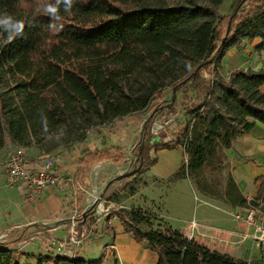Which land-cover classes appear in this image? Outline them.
Returning <instances> with one entry per match:
<instances>
[{
    "label": "trees",
    "instance_id": "obj_1",
    "mask_svg": "<svg viewBox=\"0 0 264 264\" xmlns=\"http://www.w3.org/2000/svg\"><path fill=\"white\" fill-rule=\"evenodd\" d=\"M223 1L76 0L72 14L64 16L63 31L55 34L47 27L48 17L35 14L40 0H0V13L37 25L26 27L24 37L13 43L0 45V151L8 143L26 147L59 130H81L78 139L85 141L87 129L143 113L158 96L171 98L176 88L171 106L147 120L146 133L133 151L136 167L142 164L138 172L156 163L151 150L180 145L188 173L204 194L232 207L264 211V176L256 179L260 189L250 200L229 173L223 189L203 177L208 167L224 163L227 168L222 153L256 123L264 124V65L221 73L230 50L254 42L264 50V0H233L226 21L215 8ZM177 108L184 117L178 138L164 143L152 136L159 114L171 117ZM83 156L92 162L124 158L106 150ZM128 189L134 193L136 186ZM118 196L109 200L116 202ZM118 216L133 238L157 256L155 264H262L210 250L142 208L123 209ZM20 256L24 262L37 257V264H92L78 257L42 258L0 242V264H28Z\"/></svg>",
    "mask_w": 264,
    "mask_h": 264
},
{
    "label": "crops",
    "instance_id": "obj_2",
    "mask_svg": "<svg viewBox=\"0 0 264 264\" xmlns=\"http://www.w3.org/2000/svg\"><path fill=\"white\" fill-rule=\"evenodd\" d=\"M263 52L264 50L261 51V53ZM256 68L258 66L253 69ZM262 91H264V86ZM123 127L119 130L118 142L120 143L118 144L111 143L108 146H103V144L100 146L94 145L93 148L79 144L69 149L66 153L55 156V171L60 178L59 186L44 190L35 202L27 201L23 185L15 186L19 191L23 220H19V216H17L16 221L12 224L3 225L0 222V236L8 234L6 240L2 242L8 243L12 249L19 251L20 242L23 239L32 237V242L21 252L39 255L42 258L44 256L59 255L58 245L64 240L68 241L69 235L67 239L62 240L57 237L58 233L66 234L67 230L69 233V225L72 220L77 222L76 232L81 241L99 239L100 236L96 224L100 220H104L107 228L103 233L111 235L110 237L112 238L109 250L114 256L119 257V259L116 258V264L125 262L124 257L131 261L132 264H155L157 256L148 248L145 242L135 240L131 233L123 229L121 222H110L111 220L108 217L104 218V216L96 215L94 209V214L89 212L91 206L88 192L91 189L96 188L97 197L101 200L110 201L109 199L113 194L119 193L117 192L118 190L122 189L120 191L121 194L124 192L123 189H126L125 181H129L134 175H130L133 172L132 170L137 169L135 155L130 154V152L124 155V158L119 163H114L111 160L92 162L89 158L83 156L86 151H103L110 148H120L122 150L124 147L126 149L135 147L134 143L137 136L128 137V133ZM10 145V143L7 144V146ZM134 150L135 148L132 149V151ZM121 152L123 153L124 149ZM223 154L226 157L227 173L232 175L240 191L248 200L255 198L260 189L259 184H256L255 181L257 178L264 176V124L256 123L249 132L238 137L231 148L225 150ZM44 157L47 156L31 159L35 160L37 167H41ZM98 165L104 166L105 169L115 166L114 170L108 173L113 176L105 183L104 179L96 182L91 177V173ZM177 171V167L171 168L164 175H160L158 178L155 177L153 183L173 181ZM140 175L142 176L143 174ZM148 184L149 182L144 179L136 186L134 193L128 194L127 192V195L123 198L125 203L136 196L141 185L147 186ZM204 197L215 202L197 204L191 216L188 204L182 201L178 205L179 210L184 212L185 216L178 219L177 225H171L164 221L166 220L165 216L161 214V208L156 205L155 209L150 208L152 210L135 205H126L124 207L125 209L142 208L155 214L165 224L179 231L186 238L192 239L210 250L228 254L248 262L261 261V250L250 237L253 228L245 221H238L234 218L235 213L240 211L244 213L246 208L232 207L221 199L209 194H204ZM31 203L35 204L32 205ZM255 210L259 213L258 215L263 216L262 221L264 223V211ZM169 212V209H167L168 214ZM40 213L43 215H40ZM18 227L21 229L18 230ZM66 249L72 250L73 246L68 244ZM77 257L84 260L78 253ZM19 258L23 262L26 260L23 256ZM31 258L37 259V257Z\"/></svg>",
    "mask_w": 264,
    "mask_h": 264
},
{
    "label": "rangeland",
    "instance_id": "obj_3",
    "mask_svg": "<svg viewBox=\"0 0 264 264\" xmlns=\"http://www.w3.org/2000/svg\"><path fill=\"white\" fill-rule=\"evenodd\" d=\"M201 2L204 4H211L209 0H201ZM215 8L219 15L226 21L234 9L233 0H224L219 7L216 6ZM222 26V28L225 30L224 25ZM257 44L258 42L247 43L241 48L230 50L224 59L221 73L224 76H228L229 73L236 68L245 69L246 67L248 68V66H251L250 68L257 66L258 68L262 67L264 65V52L261 53L259 50H257ZM170 100L171 98L169 95L158 96L150 108L143 113L116 120L112 123H108L103 126L101 125L98 128H89L85 131L88 135L85 141H80L78 139V133H80L81 130L70 134L59 130L57 132L49 133L40 137L39 140L33 141L26 147L19 148L14 145L4 147L0 151V222L3 225L12 224L16 221L17 216H19V220H23V210L22 204L20 203L21 201L19 198V191L17 187L11 186L8 183L5 176L6 161L8 154L11 151L21 149L30 158H37L40 156L55 158V156L66 153L69 149L79 144L89 148H93L94 145L100 146L103 144V146H108L111 143L118 144L120 143L118 142L119 130L123 126L124 130L128 133V137L131 138L135 135L137 136L136 142L134 143L135 147H132V149H138V141L143 136V134L145 135L146 133L147 120L156 112H158V110H162L163 106H168ZM160 125L163 127H160ZM183 125L184 117L181 108H177L176 114L171 117H166L165 114H159V116L154 121V125L152 126V136L164 143H172L180 135ZM123 149L124 152L122 154H119L116 149H106V151H109L110 154L115 158L119 156L124 157V155H126L128 152L134 155L132 149H126V147L122 148V150ZM150 158H156L155 165L144 166V168L141 171L135 173L129 179V181H125L126 189H123L124 192L122 194L120 193L122 189L117 191L119 192V196L116 200V203L123 206H141L146 209H155L156 205L157 207L161 208V214L165 216L166 219L164 221L171 225H177L179 221L178 219L185 216V213L181 212L178 208V205L182 201H184L190 207V216L192 215L193 209L195 206H197V204H202L204 202L209 204L215 202L214 200L204 197V193L201 191L202 189L200 188L198 181L193 175H191L190 172L188 173L187 157L182 146L179 145L173 149H164L157 153L154 150H151ZM182 166L185 167L184 173L181 176L176 177L173 181H165L158 184L153 183V179L155 177L158 178L160 175H164L166 171L171 168L173 169L177 167L180 169ZM114 168L115 166L105 169L104 166L98 165L91 173V177L93 181L96 182L104 179L105 183L111 176H113L108 173H111ZM204 170V181L206 180L207 183H210V180H212L214 183H216L217 189H223L226 178L225 176L228 172L226 165L224 163L216 164ZM140 174H143L144 176H141ZM144 179H146L149 184L147 186L141 185L136 196L125 203L123 198L127 195L129 190L128 188L130 186L139 185ZM27 201L35 202V200ZM31 204L34 205L35 203ZM167 209H169L171 213L169 212L168 214ZM89 212H93V208H91ZM91 214H94V212ZM117 214L119 215L118 212ZM40 215L43 214L40 213ZM104 218L107 217L104 216ZM120 222L123 224L122 228L126 229L130 233L127 223L121 220ZM96 225L100 236L99 239L81 241L78 246V255L92 264H116V258L119 259V257L114 256L109 250V247L112 244V238L110 237L111 235L103 233L107 228L106 222L104 220H100ZM141 228L145 231L148 230L146 226H141ZM68 235L69 233L67 230L66 234L59 232L57 237L64 240L67 239ZM124 258L125 262L120 264H132V262L126 259V257ZM24 263L37 264V259L30 258Z\"/></svg>",
    "mask_w": 264,
    "mask_h": 264
},
{
    "label": "built area",
    "instance_id": "obj_4",
    "mask_svg": "<svg viewBox=\"0 0 264 264\" xmlns=\"http://www.w3.org/2000/svg\"><path fill=\"white\" fill-rule=\"evenodd\" d=\"M160 127L163 126L160 125ZM6 178L11 186L23 185L25 187V196L30 201L38 199L44 190L58 187L60 181L55 171L54 158L44 157L42 166L37 167L35 160L28 157L21 149L11 151L8 154ZM88 196L90 198V206L94 209L96 215L106 216L111 220L110 222H120L117 212L119 213L120 210L125 209L123 205L103 199L101 200L97 197L96 188L91 189L88 192ZM258 214L255 209H246L244 213L241 211L235 213L234 218L238 221H245L253 228L250 237L260 248L261 263L264 264V223L262 221L263 216ZM69 226V239L68 241L60 242L57 250L60 256L76 258L81 238L78 237L76 232L77 222L72 220ZM17 229L20 230L21 228L18 227ZM7 237L8 234H2L0 236V242L5 241ZM32 240V237L23 239L18 246L19 251L24 250ZM68 244L73 246L72 250L66 249Z\"/></svg>",
    "mask_w": 264,
    "mask_h": 264
},
{
    "label": "clouds",
    "instance_id": "obj_5",
    "mask_svg": "<svg viewBox=\"0 0 264 264\" xmlns=\"http://www.w3.org/2000/svg\"><path fill=\"white\" fill-rule=\"evenodd\" d=\"M75 3L76 0H40L35 14L48 17L49 31L58 34L65 27L63 23L65 14H72ZM36 26L33 20L26 21L7 12L0 13V45L7 46L13 43L17 38L24 37L26 27Z\"/></svg>",
    "mask_w": 264,
    "mask_h": 264
},
{
    "label": "water",
    "instance_id": "obj_6",
    "mask_svg": "<svg viewBox=\"0 0 264 264\" xmlns=\"http://www.w3.org/2000/svg\"><path fill=\"white\" fill-rule=\"evenodd\" d=\"M175 99H176V88L173 89V93H172V97H171V103L168 105V107L171 106V104L175 101ZM141 166H142V164L137 169H135L133 172H131L130 175L137 173L138 170L141 168Z\"/></svg>",
    "mask_w": 264,
    "mask_h": 264
}]
</instances>
